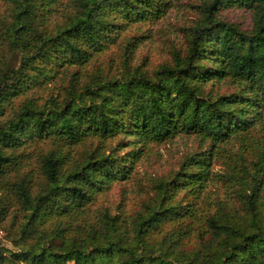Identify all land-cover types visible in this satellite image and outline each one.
<instances>
[{
    "label": "trees",
    "instance_id": "obj_1",
    "mask_svg": "<svg viewBox=\"0 0 264 264\" xmlns=\"http://www.w3.org/2000/svg\"><path fill=\"white\" fill-rule=\"evenodd\" d=\"M171 6L0 0V264H264V0H199L149 70L126 32Z\"/></svg>",
    "mask_w": 264,
    "mask_h": 264
},
{
    "label": "rangeland",
    "instance_id": "obj_2",
    "mask_svg": "<svg viewBox=\"0 0 264 264\" xmlns=\"http://www.w3.org/2000/svg\"><path fill=\"white\" fill-rule=\"evenodd\" d=\"M199 0H172L164 18L154 22L137 23L127 32V38L136 36L138 46L134 52V62L144 61L149 70L155 69L159 64L169 58L172 49H183L188 38V29L200 19ZM227 18L230 20L240 19L236 13L229 12ZM116 54V48L102 55L100 61L106 62L110 56ZM224 89L225 86H222ZM196 145L195 139L179 137L172 142L153 147L151 159L142 162L140 171L148 178L167 175L174 169L177 160L189 152ZM130 192V186H126ZM120 186L114 187L105 197H102V204L114 208L121 200ZM130 197L132 192H130ZM138 202H129L128 209H136ZM0 231V238L2 236Z\"/></svg>",
    "mask_w": 264,
    "mask_h": 264
}]
</instances>
